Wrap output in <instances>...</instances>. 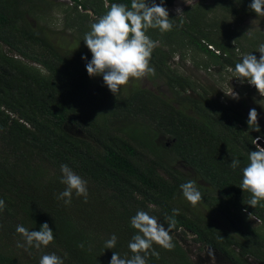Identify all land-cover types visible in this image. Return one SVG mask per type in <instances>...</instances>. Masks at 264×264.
Masks as SVG:
<instances>
[{"label":"trees","instance_id":"16d2710c","mask_svg":"<svg viewBox=\"0 0 264 264\" xmlns=\"http://www.w3.org/2000/svg\"><path fill=\"white\" fill-rule=\"evenodd\" d=\"M173 1L164 0V6ZM234 1L242 10L250 9L251 0L216 3L235 14ZM70 2L63 24L74 42L56 45L37 23L50 1L0 0V199L6 204L0 211V264H39L41 256L50 253L64 264H109L113 252L130 258L128 244L138 233L130 221L137 211L156 216L167 228L166 217L173 209H179L170 233L175 248L168 251L154 243L160 255H149L148 264H193L179 244L180 236L218 249L235 264H247L241 259L244 254L264 264V237L242 227V212L264 221V207L247 205L251 194L239 188L249 152L264 146V128L258 124L260 131H254L242 111L199 92L167 63L174 48L192 46L234 69L241 60L230 39L215 37L225 21L210 18L209 6L197 2L183 10V26L164 33L149 29L146 34L160 43L150 64L173 98L142 87L115 96L99 76L89 77L81 59L83 55L91 60L83 38L94 17L107 11L105 0ZM108 3L130 7L131 0ZM169 18L179 25V18L170 13ZM252 42L254 47L264 43V32ZM68 123L80 134L67 131ZM160 135L171 142L161 143ZM257 137L262 139L256 142ZM232 159L241 161L236 170L229 167ZM177 160L207 185L180 173L173 166ZM61 164L87 181V203L75 192L70 205L56 198L66 187L60 182ZM188 180L197 182L209 215L195 211L184 198L180 185ZM212 213L232 215L239 236L220 229ZM45 222L54 232L53 243L28 251L16 247L17 241L25 242L17 225L38 231ZM113 234L116 246L105 249Z\"/></svg>","mask_w":264,"mask_h":264},{"label":"clouds","instance_id":"9594fccd","mask_svg":"<svg viewBox=\"0 0 264 264\" xmlns=\"http://www.w3.org/2000/svg\"><path fill=\"white\" fill-rule=\"evenodd\" d=\"M107 11L94 17L90 25V31L85 33L83 41L91 53V60L86 56L81 59L86 61L85 69L89 77L102 76L104 84L113 95L120 92L123 85L128 84L130 78L140 79L146 75H155V69L151 66L150 60L156 42L147 35L149 29H158L161 33L173 30L174 27L183 26L184 12L177 7L176 18H179V25L174 19L169 18V10L164 6V0L157 4L155 0H131L130 7L124 3H108L105 0ZM249 8L257 16H264V0H251ZM261 55L259 59L251 53L244 54L242 60L230 69L236 74L241 83L244 80L254 86L260 95H264V43L259 45ZM230 96L238 98V94L231 91ZM258 112L255 108L249 110L248 125L253 130L260 131L258 125ZM262 137H257L258 142ZM257 145H259L257 143ZM241 164L239 159H232L229 167L236 170ZM62 178L60 182L66 185L65 189L57 195L58 200H63L65 205H70L73 192L78 197H83L87 203L88 188L87 181L67 164L60 165ZM184 198L193 206L202 202L203 194L197 187V182L188 180L180 185ZM239 188L248 191L251 198L249 206L255 208L257 205L264 207V147L258 146L255 151L248 154V163L242 169V180ZM6 207L5 201L0 199V211ZM179 209L172 210V216L166 217L167 228L158 222L156 216L139 210L131 218V226L138 230L128 244L133 254L130 258L121 257L118 252H113L109 264H148V256L159 258V252L153 249V244L159 245L165 250L171 251L175 248L173 236L170 234L176 226L175 216ZM16 232L20 234L24 243L17 241L16 247H35L40 249L54 242V232L45 222L40 225L38 231L17 225ZM117 237L113 234L106 242L105 249H112L116 246ZM79 247L83 248L81 243ZM66 255V254H65ZM209 255H213L209 250ZM39 264H64V260L55 253L42 255Z\"/></svg>","mask_w":264,"mask_h":264},{"label":"rangeland","instance_id":"374dc122","mask_svg":"<svg viewBox=\"0 0 264 264\" xmlns=\"http://www.w3.org/2000/svg\"><path fill=\"white\" fill-rule=\"evenodd\" d=\"M47 1H50L48 10L45 14H43L42 18L37 21V23L42 25L49 33L52 43H55L56 45L72 44L74 40L72 39L73 37L71 36V31L64 29L63 24L65 15L64 10L67 6L72 5V3L70 0ZM193 2L194 0H174L173 5L176 6L182 3H187V6H191ZM195 2H202L209 6L208 16L210 18L223 19L225 21L224 29L220 28V30H217V32L220 31L221 34L225 31V36L218 33L214 36L220 41L224 40L225 37L228 36L230 39L228 41H230V44L234 46V53L238 59L242 60L243 55L248 53H251L259 59L261 55L258 52L259 46L254 47L252 45V41L258 37L259 33L264 32V16H257L255 12L250 9L242 10L239 3L236 1H234V8L238 11L235 14L222 11L216 3V0H195ZM40 4H42V2ZM45 5L46 4H42V6ZM180 8L182 9V7ZM168 10L172 11L170 8H168ZM30 21L32 23L36 22L34 17H30ZM156 45L160 46L159 41L156 42ZM211 46L214 47L212 44ZM77 47L78 45L74 46L72 50L76 51ZM162 47L163 49L168 48L167 45ZM2 49L7 51V47L5 46H3ZM174 49L175 50L172 51L168 57L167 62L171 69L178 74L186 76L197 87L199 92L205 91L212 98L242 111L247 116L249 110L255 108L259 114L258 124L264 128V95H260L254 86L250 85L247 80H244V82L241 83L240 79L236 78L234 71H230V69L233 68L216 63L206 54L195 50L192 46L182 48L176 47ZM215 50L217 51V49ZM98 80L104 84L102 76H99ZM134 87L146 88L156 94L163 95L166 98H173V93L161 76L146 75L140 79L130 78L128 84L121 86L119 94L127 93ZM231 91L237 93L238 98L230 96ZM64 128L71 133L80 134V131L69 123L66 124ZM158 140L161 143L164 142L166 144L171 142V140H168L165 135H160ZM173 166L184 176L195 178L200 184L207 185V183L203 182V180L191 167L178 162V160L174 162ZM189 204L193 206L190 202ZM195 206L197 209L195 211L200 214H210L209 208H207L204 203L201 202ZM242 213V227L252 231L257 238L264 237V221L259 220L257 217L248 212ZM210 216L212 221L220 229L239 236V233L236 231L237 229H235L232 215L227 217L220 213H212ZM246 226L248 228H246ZM188 233L193 237V234L189 231ZM179 236V234H175L177 239ZM178 240L187 257L193 264H227L224 262L221 254L216 252L213 248L208 246L200 248L198 243L194 244L193 242H186L181 236ZM186 240L190 241V236ZM209 250H211L213 255H209Z\"/></svg>","mask_w":264,"mask_h":264},{"label":"flooded vegetation","instance_id":"af4514ba","mask_svg":"<svg viewBox=\"0 0 264 264\" xmlns=\"http://www.w3.org/2000/svg\"><path fill=\"white\" fill-rule=\"evenodd\" d=\"M197 2H195V0H194V2L192 3V5H194V4H196ZM174 3H172L171 5H169L168 7H167V9L168 8H170V10H172V11H169V13L170 14H172V15H174V16H176L177 14H176V12H175V9H176V7H182V10H184L185 9V7L187 6L186 4L187 3H182V4H179V5H173ZM155 42H157V41H155ZM195 236V235H194ZM186 242H193L194 244L195 243H198L199 244V246H200V248L201 247H205V246H202L201 245V243L200 242H198V241H193V239L191 238L190 239V241H188V240H185ZM208 247H210V246H208ZM210 248H213V247H210ZM216 252H219L220 254H221V256L223 257V259H224V262L225 263H227V264H235L234 262H233V260H231V258L229 257V255H227V254H225V253H222L221 251H219L218 249H216V248H213ZM238 249V248H237ZM241 259H244L245 260V263H249V264H262V262L260 261V259L258 258V257H256V256H253V255H251V254H244L242 257H241Z\"/></svg>","mask_w":264,"mask_h":264},{"label":"built area","instance_id":"2783aa9c","mask_svg":"<svg viewBox=\"0 0 264 264\" xmlns=\"http://www.w3.org/2000/svg\"><path fill=\"white\" fill-rule=\"evenodd\" d=\"M208 48H210L211 50H213L215 53H218V50L216 51V50L214 49V47H213V46H211V45H208Z\"/></svg>","mask_w":264,"mask_h":264}]
</instances>
